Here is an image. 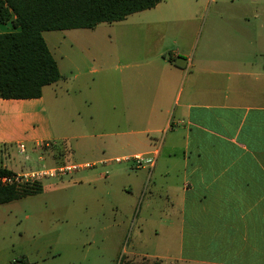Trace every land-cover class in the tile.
Masks as SVG:
<instances>
[{
  "label": "crops",
  "instance_id": "crops-1",
  "mask_svg": "<svg viewBox=\"0 0 264 264\" xmlns=\"http://www.w3.org/2000/svg\"><path fill=\"white\" fill-rule=\"evenodd\" d=\"M251 1L252 7L215 10L204 21L206 39L196 44L194 27L184 25L185 17H192L191 4L174 0L159 19L145 17L127 31L132 40L124 42L121 54L139 45L145 49L147 43L137 37L154 36L158 48L148 57L100 60L98 69L87 71L70 67L73 83L85 74L95 77L75 104L85 123L66 133L55 130L46 110L48 89L59 81L43 87L37 99H0V147L6 148L0 152L8 157L2 167L14 173L31 169L10 167L14 161L7 153L20 145L24 153L31 148L29 162L30 156L42 159L40 145L75 139H86V150L112 161L152 155V168L133 163L125 174L115 170L125 178L122 189L129 196L146 199L143 217L129 223V231L132 226L135 231L124 255L161 264H264V60L259 50L264 15ZM13 31L11 23H0V34ZM169 35L174 44L182 42L176 51L160 47ZM157 193L164 198L160 208L153 201ZM156 208L172 240V255L141 243L152 216L148 210ZM113 224L110 249L117 251L123 222Z\"/></svg>",
  "mask_w": 264,
  "mask_h": 264
},
{
  "label": "rangeland",
  "instance_id": "rangeland-1",
  "mask_svg": "<svg viewBox=\"0 0 264 264\" xmlns=\"http://www.w3.org/2000/svg\"><path fill=\"white\" fill-rule=\"evenodd\" d=\"M173 1L163 0L156 7L135 13L126 21L103 23L95 29L44 34L65 78L45 93L48 116L59 134L85 123V113L82 111L81 115L78 114L75 104L84 93V87L95 77V74H85L73 83L68 73L70 67L76 66L87 71L98 69L100 60H141L148 57L155 51V47L158 48L157 38L149 35L146 38H136L139 43H147L145 49L139 45L129 49L128 55L121 54L125 50L124 42L132 40L127 31L145 17L146 20L159 19L164 10L172 6ZM210 1L188 0L192 17L190 20L185 17L188 22L184 25L190 22L194 27L192 41L196 44L206 39L204 21L215 10H236L243 4L250 7L254 5L251 0H220L218 5L211 6ZM255 7L264 15V0H256ZM184 8L187 11V7ZM261 36L259 50L263 55L260 56L261 60H264V30ZM174 40L169 35L160 47L165 52L176 51L182 42L179 40L174 44ZM67 89L69 97L65 95ZM78 89L82 91L81 94ZM52 90H55L56 96ZM95 140L102 142L103 139ZM86 142V139H75L63 143L59 141L49 145L42 144L39 146L42 159L38 160L36 155L30 156L29 162L27 160L31 148L26 153L18 151L19 149L5 152L13 157L14 162L10 167L18 169L22 164L26 168L29 165L31 167L25 172L15 173L16 175L66 166H75L76 169L65 170L53 177L44 176L38 181L42 186L40 194L0 205V264H161L158 260L129 257L122 252L131 242V234L135 231L134 226L129 231V223L133 218L143 217L146 203V199H140L137 195L129 196L122 189L125 178L117 177L115 173V170L124 174L130 171L133 161L116 163L109 160V156H99L100 151L86 150ZM1 150L6 148L1 146ZM4 155L0 152V167L7 163L8 157ZM85 164L90 167L82 168ZM153 201L158 207L162 205L164 198L157 193ZM157 211V208L153 213L148 210L152 216L144 225L145 239L141 243L151 251H168L172 255V240L168 241L166 225L157 219L160 217ZM113 222H123L117 231L120 239L117 251L110 249L109 242V236L114 234ZM154 230L156 234L153 233ZM170 262L164 260L162 264Z\"/></svg>",
  "mask_w": 264,
  "mask_h": 264
},
{
  "label": "trees",
  "instance_id": "trees-1",
  "mask_svg": "<svg viewBox=\"0 0 264 264\" xmlns=\"http://www.w3.org/2000/svg\"><path fill=\"white\" fill-rule=\"evenodd\" d=\"M161 0H0V23L15 31L0 34V99L28 100L61 80L42 36L48 31L94 29L149 10ZM54 144V143H53ZM16 175L0 167V180ZM42 192L40 182L0 181V205Z\"/></svg>",
  "mask_w": 264,
  "mask_h": 264
},
{
  "label": "built area",
  "instance_id": "built-area-1",
  "mask_svg": "<svg viewBox=\"0 0 264 264\" xmlns=\"http://www.w3.org/2000/svg\"><path fill=\"white\" fill-rule=\"evenodd\" d=\"M19 151L24 152L23 146H19ZM131 160L137 168H152L155 163V157L152 155H134ZM122 160L116 159L114 162H121ZM82 168L90 167L88 164L82 165ZM76 169L75 166H66L63 168L49 169L47 171L32 172L25 175H14L11 177H4L0 181L5 184L23 183V182H38L41 178L53 177L56 174H62L65 170L70 171Z\"/></svg>",
  "mask_w": 264,
  "mask_h": 264
}]
</instances>
